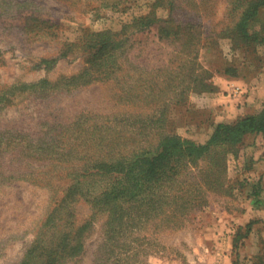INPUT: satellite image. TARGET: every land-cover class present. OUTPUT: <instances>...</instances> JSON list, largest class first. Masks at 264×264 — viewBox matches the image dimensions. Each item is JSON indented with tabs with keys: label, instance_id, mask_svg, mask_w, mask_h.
I'll return each instance as SVG.
<instances>
[{
	"label": "rangeland",
	"instance_id": "obj_1",
	"mask_svg": "<svg viewBox=\"0 0 264 264\" xmlns=\"http://www.w3.org/2000/svg\"><path fill=\"white\" fill-rule=\"evenodd\" d=\"M253 5L0 0V264H264V131L191 106Z\"/></svg>",
	"mask_w": 264,
	"mask_h": 264
},
{
	"label": "crops",
	"instance_id": "obj_2",
	"mask_svg": "<svg viewBox=\"0 0 264 264\" xmlns=\"http://www.w3.org/2000/svg\"><path fill=\"white\" fill-rule=\"evenodd\" d=\"M227 39L229 40L223 56L224 66L215 68L212 89L195 94L191 99L193 109L207 113V118L210 119L204 118L203 123H208L207 127L211 130L214 123H231L264 109V41L245 40L233 43L228 36ZM226 66H231L230 70H225ZM242 173H245V176L256 173L257 176H264V168ZM250 202L257 218L263 217L264 201L254 199ZM247 214L244 215L245 218ZM247 237L246 235L243 239ZM253 252L251 249H245L244 255L249 256L250 260L258 253ZM250 262L253 263V260Z\"/></svg>",
	"mask_w": 264,
	"mask_h": 264
},
{
	"label": "trees",
	"instance_id": "obj_3",
	"mask_svg": "<svg viewBox=\"0 0 264 264\" xmlns=\"http://www.w3.org/2000/svg\"><path fill=\"white\" fill-rule=\"evenodd\" d=\"M252 11L247 14L246 18L250 19V15H255L258 13V6L264 5V0H254ZM258 15V14H257ZM262 27L249 26V25H241V38L242 40L236 41L235 38L231 34H226L225 36L231 38L233 43H240L243 41H264V31L261 29ZM231 66L224 67L225 70H230ZM212 84V83H211ZM212 89V87L210 88ZM264 131V109L259 113L249 114L243 116L231 123L225 122H217L214 124V130L212 132L213 138L220 135L225 134V136L229 139H239L245 133H258ZM211 134V135H212ZM250 230H248L245 235L248 234Z\"/></svg>",
	"mask_w": 264,
	"mask_h": 264
}]
</instances>
